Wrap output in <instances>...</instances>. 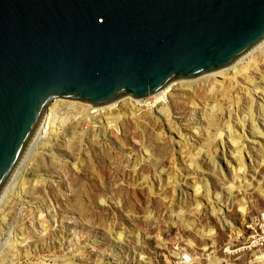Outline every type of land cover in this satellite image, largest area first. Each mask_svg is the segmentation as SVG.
<instances>
[{"label": "rangeland", "instance_id": "374dc122", "mask_svg": "<svg viewBox=\"0 0 264 264\" xmlns=\"http://www.w3.org/2000/svg\"><path fill=\"white\" fill-rule=\"evenodd\" d=\"M239 83L232 97L240 94V103L243 99L248 109L252 96L241 95L240 89H252L245 81ZM206 88L202 84L195 88L197 106L191 105L192 94L173 92L168 106L175 132L192 138V120L206 113L212 102ZM261 88L252 92V117L258 119L264 108V82ZM59 111L69 112L65 106ZM73 115L71 123L59 126V135L47 136L42 145L33 146L14 179L12 195L0 205V213L7 214L6 221L0 222V263L17 241L27 237L23 248L28 243L35 247L30 256H20L17 264H167L182 240L201 248L204 231L213 227L214 245L220 247L232 232L243 230L247 221L264 213L263 138L246 142L250 153L244 152L248 155L243 159L244 173L236 175L235 164L231 167L226 162L232 149L228 145L224 157L218 151L211 161L205 156L196 161L194 172L187 165L195 146L182 148L170 133L171 126L147 109L137 113L136 124L124 119L119 132L109 131L106 137H101L100 124L88 129L82 116ZM234 129L241 133L239 127ZM85 130L88 134L81 138ZM205 139L201 142L208 143ZM144 146L158 163L163 158L157 172L149 161L144 163L140 154ZM23 179L26 185L21 192ZM230 184L236 188L228 189ZM197 185L207 186L208 191L196 193ZM207 192L222 196L223 215L213 213ZM243 201H248L246 213L241 210ZM178 205L183 213L176 217ZM223 216L232 227H222Z\"/></svg>", "mask_w": 264, "mask_h": 264}, {"label": "water", "instance_id": "95a60500", "mask_svg": "<svg viewBox=\"0 0 264 264\" xmlns=\"http://www.w3.org/2000/svg\"><path fill=\"white\" fill-rule=\"evenodd\" d=\"M263 44L264 0H0V202L56 100L155 96Z\"/></svg>", "mask_w": 264, "mask_h": 264}, {"label": "bare ground", "instance_id": "6f19581e", "mask_svg": "<svg viewBox=\"0 0 264 264\" xmlns=\"http://www.w3.org/2000/svg\"><path fill=\"white\" fill-rule=\"evenodd\" d=\"M263 69L264 44L260 46L257 50H255L252 54H250L247 58H245L243 61L228 70L208 76L172 82L162 92L155 96H147L137 100L134 98L133 95H126L118 98L116 101L110 102L109 104L102 106H96L91 103L80 101L62 99L56 100L48 108V116L45 122L44 130L42 131L41 135L37 138L33 146L37 145L38 147V144L42 145V140L47 138V136L51 137L59 135L60 127H64L68 122H70L71 118H73L71 116H74L73 114H76V118L77 116H82V122L86 124V127H88V129L90 127L97 126V124H100L102 126L101 137H106V135H108V133L113 130L119 132V126H121L120 124L122 121H124V119L133 120L135 121L134 124H136V121L139 119L137 113H139L143 109H147V111H149V113H151L152 115H155L157 119H162L171 126L170 123L172 111L168 104L173 92L185 91L190 95L192 94L193 102L191 105L197 106L196 101H194L196 97L195 88L202 84V86L204 87L207 86V99L212 100V102L208 106V111H206V113H203L198 118H194L192 120L191 130L194 131L191 134L192 138L184 136L177 131L175 132L172 129V126L169 128L170 133L177 138L176 142L180 144L182 148H188V150H190L191 146H195V150L193 149L190 152L188 151L190 163L187 165V167L189 169L195 170V168L197 167L196 161H198L204 156L210 158V161L213 160L215 155H217L218 151L222 152V156L224 157L227 154L225 153L224 149L228 145V147H231L232 149L226 155V162L230 165L232 164L231 167H233V164H235V174L239 175L240 173H244L246 169V165L243 163V159L248 157V155H244V152L246 151L247 153H250V151H247V148L245 150L246 142L258 141V138L264 139V108L260 109V112H262L260 113L259 119L252 117L254 113L255 103L254 94L257 93L260 89H262L261 85L264 82L262 81L264 80L262 79V77L264 78V74H262L263 71H261ZM257 75L260 78H256ZM240 80L245 81V84H247L252 89L249 90V92H245V90H248V88L240 89L242 91L241 95L247 96L248 98L252 96V104L251 102H249L248 109L247 104L244 103L243 99V102L240 103V94L232 97L235 85L239 86ZM231 97L232 101L230 102ZM122 103L125 104L124 109H122L123 107L120 108V104ZM62 106L67 107L69 112L63 115L60 114L59 109ZM233 106L240 107H237L236 110H233L231 109ZM79 107L81 110H79ZM236 127H239L241 133H239V130L237 132V130L234 129ZM226 131H229V133H227ZM87 134L88 131L85 130L81 135V138L85 137ZM160 138H164V135H162V137ZM203 138H206L205 140H208V143H202L201 139ZM32 150H30L24 162H26ZM142 150L144 151L142 152ZM142 150L140 151V154L143 158L144 163L146 161H149L152 170L154 172H157V168L163 161V158H161L158 163L157 160L153 157V153H149V150L146 148V146H144ZM160 157H162V155H159L157 158ZM22 165L20 168H22ZM134 168H136V166ZM19 170L17 174L19 173ZM196 171L197 170H195L194 172ZM163 172L164 169L161 170L159 173L161 174ZM145 178L146 177H144V179ZM14 179L11 182L10 186H8V188L6 189L5 194L0 202V205H3V203H5L8 194H11V192L14 190ZM25 185L26 181L25 179H23L21 181V184L19 185L21 187V192L25 190ZM195 187L196 193H205L206 191H208L207 186L205 187L197 185ZM233 188H236L233 184H230L228 186V189L230 190ZM207 194L212 198L211 202L213 213L216 215H223L222 212H224L225 210L224 206L221 205V201H223L222 196L219 193L207 192ZM262 194L264 195V190H262ZM246 204H248V201H243L240 203L241 210H243V212L245 213L247 212ZM199 205L200 204H198V206ZM179 207L180 205L176 207V217L182 215L183 213L181 208ZM261 215H264V213H261ZM6 216L7 214H4V211L1 212L0 222H5ZM220 221L222 227L233 226L232 222L227 219V216H223V220ZM215 233L216 232L213 227L204 231V234L206 236L211 237L214 236ZM27 241V237L17 241V244L11 247V250L8 252V254L4 258H1L0 264H17V260L20 256H30L31 249L35 247V245H31L30 243H28L27 245H24L23 248L22 244ZM178 246L179 251H184L185 249L183 248L188 247L196 248L195 246L189 245L186 241L183 240L179 243ZM170 254L173 257L176 255V253H173V251Z\"/></svg>", "mask_w": 264, "mask_h": 264}, {"label": "built area", "instance_id": "2783aa9c", "mask_svg": "<svg viewBox=\"0 0 264 264\" xmlns=\"http://www.w3.org/2000/svg\"><path fill=\"white\" fill-rule=\"evenodd\" d=\"M216 239L217 234L205 236L201 248L188 247L184 251L176 245V255H171L167 264H264V215L247 221L243 230L232 232L222 246L214 245Z\"/></svg>", "mask_w": 264, "mask_h": 264}]
</instances>
